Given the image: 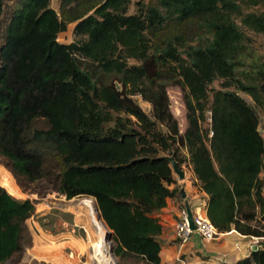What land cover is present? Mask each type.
Returning a JSON list of instances; mask_svg holds the SVG:
<instances>
[{
  "label": "trees",
  "instance_id": "16d2710c",
  "mask_svg": "<svg viewBox=\"0 0 264 264\" xmlns=\"http://www.w3.org/2000/svg\"><path fill=\"white\" fill-rule=\"evenodd\" d=\"M130 3L0 0V165L24 194L93 198L119 264H162L157 214L183 200L168 156L191 167L219 232L261 236L264 55L246 31L264 36V0ZM34 213L0 181V264L31 244ZM231 264H264V249Z\"/></svg>",
  "mask_w": 264,
  "mask_h": 264
},
{
  "label": "rangeland",
  "instance_id": "374dc122",
  "mask_svg": "<svg viewBox=\"0 0 264 264\" xmlns=\"http://www.w3.org/2000/svg\"><path fill=\"white\" fill-rule=\"evenodd\" d=\"M13 0H5L6 5H10ZM137 1L146 2L147 0H131L128 13H134L136 11V5L135 3ZM58 4L59 0H51V6L58 11ZM73 28L74 24H69L66 28V30L59 34L58 40L63 43H69L73 41L74 35H73ZM5 29V22L3 21L1 24V35L3 34V31ZM248 36L250 37L253 47L256 48L257 52L259 54L264 55V36L261 34H256L250 31H246ZM221 84V80H216L212 84V88L219 89ZM233 89V88H230ZM247 102L254 104L251 98L239 91L238 92ZM168 95L170 98V107L176 117V119L180 122L181 127L182 125H185L184 119H185V109L184 104L182 101V92L181 90L176 86H170L168 88ZM137 102L139 105L147 112L150 113V104L143 101L140 97H136ZM260 115V126L259 129H264V116L262 112L259 110ZM209 114H208V120L204 123V127H207L209 125ZM163 131H165V128H161ZM182 155L185 157V150L181 149ZM182 156V157H183ZM181 169L184 171V179L180 180L178 176L174 173L178 185H180L183 189L186 187L191 188L194 185L193 182V176L191 172V168L188 165L187 162H184L180 165ZM0 181L7 187L8 191L16 196L17 198L21 199H35V215L33 218L32 229H31V238H33V249H31L30 252H28V249H26L23 254L21 255V260L17 262L8 261L6 264H60L59 260L61 259H54L50 258V246L52 245L51 238L53 234V223L55 220L60 221L59 225V231H62V233L72 232L74 230V235L78 237L79 239H83L87 245V252L86 254L77 257L75 259H69V264H99L95 259L92 257V244L97 242L99 240V229L97 227L96 223V214L91 209V211L82 212L80 210L81 205L83 202L81 201L83 198L88 197H75L73 199H66L59 194L50 193L44 197H40L34 194H24L22 193L18 186L16 185L13 177L11 174L0 165ZM81 199V200H80ZM79 200V201H78ZM57 204H61V208H69V209H75L72 210H61V208H54ZM65 211V212H64ZM47 213H49L47 215ZM74 213V214H73ZM46 214V215H45ZM97 214L99 216V213L97 211ZM45 216V217H44ZM44 217V218H43ZM80 222L85 225V229H81L78 227H73L72 223L73 220L79 219ZM99 219L101 220V227H102V238L105 241H108L107 235L109 232V229L106 228L104 225V222L102 221L101 217L99 216ZM38 229V232H37ZM52 231V232H51ZM64 231V232H63ZM110 243V247L114 246L113 240L108 241ZM178 244L179 242L177 240L174 241V244ZM175 244V245H176ZM175 247V246H174ZM32 248V245L29 247V249ZM174 257L173 259L169 260L167 264H177L178 259H183L189 264H221L226 263L224 260V257H218V256H207L205 251L200 247H191V245L187 248H183L180 250L179 248L175 249L171 248ZM41 253L43 255L44 260H35L32 259V253ZM110 252V249H109ZM113 256V263L119 264L118 259ZM57 260V261H56Z\"/></svg>",
  "mask_w": 264,
  "mask_h": 264
},
{
  "label": "crops",
  "instance_id": "0c3cea01",
  "mask_svg": "<svg viewBox=\"0 0 264 264\" xmlns=\"http://www.w3.org/2000/svg\"><path fill=\"white\" fill-rule=\"evenodd\" d=\"M261 134L264 136V129H261ZM192 176H193V182H195L196 179L193 173ZM260 176L264 179V171L261 172ZM184 192H185V197L183 198V200H180L177 196L168 198L166 206L157 214V217L159 218L161 224L163 225V231L160 237L162 242V247H161L162 264H167L169 260L173 259L174 254L171 250L172 247L174 249L176 247L182 250L183 248L188 249L190 245L191 247H198V248L201 247L205 251L207 256L224 257L223 261L229 264L249 256L250 253L248 252V249L245 244H243L238 250L234 248V243L237 240H239V237L237 236L235 230L223 233L222 235H220L219 239L212 242H202L197 232H194L189 242H187L184 245H181L180 243L178 244L175 243L176 244L175 245L174 228H175V223L179 218L178 217L179 209L184 204L185 206H188L191 212H193L198 207L204 208L207 200V195L204 192L200 191L198 187L195 185H193L191 188L185 186ZM60 196L66 198L63 195ZM54 208L60 209L61 204H57L56 207ZM68 209L69 208H65V207L61 208V210H65V211H67ZM91 209H92L91 206L85 203L82 204L80 208V210L82 212H85V214L87 211H91ZM69 210L74 211L75 209H69ZM34 215L29 220L30 234L32 229L31 222H33ZM80 220H81L80 217L79 219L73 220L72 226L85 229V225L81 223ZM59 225H60V221L57 220L54 221L53 223L54 229L51 238L52 245L50 246V258L61 259L59 261L56 260L60 264H69L70 263L69 259H75L77 257L86 254L88 247L85 241H83V239H79L74 235V230H72L71 233L67 231L66 233L63 234L61 231H59ZM33 242H34L33 238H31V244L26 248L28 249V252H30L31 249H33V245H34ZM31 245L32 248L29 249ZM21 258L22 257H20L18 261H20ZM31 258L35 260H44L42 259L43 255L37 252L36 253L33 252Z\"/></svg>",
  "mask_w": 264,
  "mask_h": 264
},
{
  "label": "built area",
  "instance_id": "2783aa9c",
  "mask_svg": "<svg viewBox=\"0 0 264 264\" xmlns=\"http://www.w3.org/2000/svg\"><path fill=\"white\" fill-rule=\"evenodd\" d=\"M188 206L183 205L179 209L178 220L175 223L174 239L181 245L186 244L191 239L194 232H197L202 242H212L219 239L223 233L219 232L208 218L206 211L202 207L196 208L192 212V221L195 230H192L188 221ZM261 236L243 235L236 231L239 240L234 243V248L239 249L243 244L246 245L248 252H258L264 249V222L261 227ZM177 264H189L183 259H178Z\"/></svg>",
  "mask_w": 264,
  "mask_h": 264
},
{
  "label": "bare ground",
  "instance_id": "6f19581e",
  "mask_svg": "<svg viewBox=\"0 0 264 264\" xmlns=\"http://www.w3.org/2000/svg\"><path fill=\"white\" fill-rule=\"evenodd\" d=\"M81 200V199H80ZM79 201V200H78ZM83 204H87L91 206L92 210L96 214V223L97 227L99 229V240L92 244L93 252L92 257L97 261L99 264H114L113 263V256L109 252L110 249V243L108 241H105L102 238V227H101V220L99 219V216L97 214L96 204L95 201L92 198H83L81 200ZM63 211V210H62ZM49 213H47L48 215ZM74 214V213H73ZM46 215V214H45ZM45 217V216H44ZM43 217V218H44ZM56 221V220H55ZM74 227V226H73ZM54 229V228H53ZM57 231V230H56ZM52 232V231H51ZM55 232V231H54ZM62 232V231H61ZM64 232V231H63ZM84 241V240H83Z\"/></svg>",
  "mask_w": 264,
  "mask_h": 264
},
{
  "label": "water",
  "instance_id": "95a60500",
  "mask_svg": "<svg viewBox=\"0 0 264 264\" xmlns=\"http://www.w3.org/2000/svg\"><path fill=\"white\" fill-rule=\"evenodd\" d=\"M259 132L261 133V130H259ZM168 161L170 162V164H171V166H172V168H173V171H174V173L178 176V178L180 179V180H182V179H184V171L181 169V167H180V164L175 160V158L173 157V156H168ZM181 193H182V197L184 198L185 197V192H184V189H182L181 190ZM96 209H97V211H98V213H99V210H98V208H97V205H96ZM188 210V221H189V225H190V228L192 229V230H195V226H194V224H193V221H192V212L190 211V209L188 208L187 209ZM99 216L101 217V215H100V213H99ZM101 219H102V217H101ZM104 222V221H103ZM105 223V222H104ZM106 225V224H105ZM107 227V226H106ZM108 228V227H107ZM109 229V228H108ZM112 236H113V232L111 231V230H109V232H108V235H107V239H108V241H111L112 240ZM113 248H114V246H111L110 247V253L112 254V255H114V253H113ZM115 256V255H114Z\"/></svg>",
  "mask_w": 264,
  "mask_h": 264
}]
</instances>
